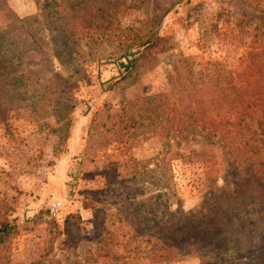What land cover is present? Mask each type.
<instances>
[{
  "label": "rangeland",
  "instance_id": "374dc122",
  "mask_svg": "<svg viewBox=\"0 0 264 264\" xmlns=\"http://www.w3.org/2000/svg\"><path fill=\"white\" fill-rule=\"evenodd\" d=\"M103 1L107 16L97 19L74 9L76 0H0V51L27 89L25 98L3 105L0 117V223L23 226L12 264L238 263L230 258L233 240H213L224 253L215 261L192 242L210 237L200 231L216 219L211 193L234 188L233 151L197 131L173 139L139 108L143 98L170 92V79H185L186 69L220 75L223 85L226 78L250 84L264 69V0ZM15 15L44 22L49 59L28 44ZM149 32L165 46L125 78L123 56ZM208 148L223 163L211 180L202 163ZM206 207V218L186 221ZM235 211L243 221L264 216ZM71 214L82 221L69 234ZM164 254L167 260L155 258Z\"/></svg>",
  "mask_w": 264,
  "mask_h": 264
},
{
  "label": "trees",
  "instance_id": "16d2710c",
  "mask_svg": "<svg viewBox=\"0 0 264 264\" xmlns=\"http://www.w3.org/2000/svg\"><path fill=\"white\" fill-rule=\"evenodd\" d=\"M103 2V0H76L72 5L74 9L78 7L84 12L97 13L95 18L99 19L107 16L102 6ZM13 20L17 22L28 44L43 58L49 59V43L43 37L44 22L36 15L25 18L15 15ZM165 40L158 33L149 32L142 41L131 47L123 56L126 61L120 63L124 77L132 76L140 62L153 50L165 46ZM9 60L8 55L0 51V117L6 113L2 108L6 102L27 96V89L22 86L24 76L13 77L12 71L7 67ZM186 70L185 79L183 73H177L178 77L173 76L170 79L175 78L171 81L170 92L143 98L139 109L145 114V118H153L157 128L165 127L172 132L173 139L189 140L190 134L195 136L196 131L205 134V138L210 141L218 139L224 147L233 151L235 168L238 169V178L233 189H217L210 195L209 199L216 200V204L211 209L215 211L213 213L216 219L213 220L212 229L206 232L200 231L210 237H206L207 240L199 237L192 242L199 243L205 249L204 252L202 251L203 256L210 253L209 258L215 261L224 253H218L213 240L217 238H224L229 242L233 240L235 252L229 248L230 243L227 249L234 253L230 258H235L238 261L236 264H264V228H262L264 216L243 221L242 219L248 220L246 215L236 214L235 211L238 209L244 214L249 212L248 209L264 212V146L263 141H259L257 136L259 131L261 136L264 135V69H257L250 78L252 82L247 85H241L239 81L233 82L232 78H226L227 84L223 85L220 75L212 77V74L203 71ZM175 71L179 70L175 69ZM254 125L256 128L253 127ZM202 153H205L202 157L205 178L210 180L216 178L220 175L223 165L218 152L208 148ZM208 208L206 207L198 216L186 218V221L195 220L199 216L206 218L211 213ZM219 217L220 222H217ZM81 221L80 215H69L64 224L66 233L70 234L71 226H79ZM182 222L183 219H180L177 223L180 229L186 226ZM22 230L23 226L17 220H4L0 223V264H12V242ZM250 239L254 240L256 245L251 249L244 248V243ZM66 242L65 239L64 243ZM163 256L165 257L155 258L168 259L167 254Z\"/></svg>",
  "mask_w": 264,
  "mask_h": 264
}]
</instances>
